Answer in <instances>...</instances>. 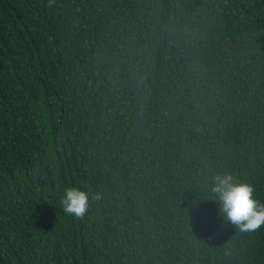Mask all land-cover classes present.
Segmentation results:
<instances>
[{"label":"trees","instance_id":"1","mask_svg":"<svg viewBox=\"0 0 264 264\" xmlns=\"http://www.w3.org/2000/svg\"><path fill=\"white\" fill-rule=\"evenodd\" d=\"M225 173L264 203V0H0V264H264Z\"/></svg>","mask_w":264,"mask_h":264},{"label":"clouds","instance_id":"2","mask_svg":"<svg viewBox=\"0 0 264 264\" xmlns=\"http://www.w3.org/2000/svg\"><path fill=\"white\" fill-rule=\"evenodd\" d=\"M211 191L220 203L219 215L240 232H255L264 227V203L255 197L251 183L237 180L232 174H217L212 177ZM100 193L91 196L99 201ZM64 213L83 219L90 206V195L77 187L64 189L60 200Z\"/></svg>","mask_w":264,"mask_h":264}]
</instances>
